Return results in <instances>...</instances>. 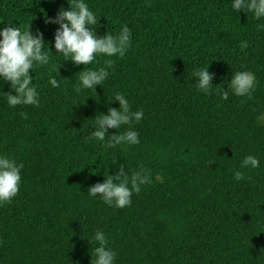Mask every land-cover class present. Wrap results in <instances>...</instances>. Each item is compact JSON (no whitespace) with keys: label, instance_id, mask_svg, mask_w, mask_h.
<instances>
[{"label":"trees","instance_id":"16d2710c","mask_svg":"<svg viewBox=\"0 0 264 264\" xmlns=\"http://www.w3.org/2000/svg\"><path fill=\"white\" fill-rule=\"evenodd\" d=\"M86 2L98 34L127 24L131 41L123 56L101 54L84 66L112 61L101 86L77 95L72 83L83 65L62 59L52 71L61 59L52 47L57 26L45 23L66 0H0V24L38 29L53 51L48 65L29 69L38 106L10 107L0 93V153L23 163L17 194L0 204V264H89L96 230L115 264H264V124L253 119L264 107V19L233 11L231 0ZM208 63L213 89L223 86L227 99L196 88L192 70ZM244 69L255 74V89L237 96L227 84ZM9 90L3 82L0 91ZM117 91L143 110L131 124L139 143L103 147L86 134L97 112L118 107L109 101ZM248 154L258 166L234 180ZM117 163L152 179L123 208L86 194Z\"/></svg>","mask_w":264,"mask_h":264},{"label":"clouds","instance_id":"9594fccd","mask_svg":"<svg viewBox=\"0 0 264 264\" xmlns=\"http://www.w3.org/2000/svg\"><path fill=\"white\" fill-rule=\"evenodd\" d=\"M65 8L61 5L52 17H45V23L56 25L52 47L61 59L52 64V71L58 72V64L63 60H70L73 65H83L82 69L75 72L76 79L72 83V91L80 94L85 89L94 90L95 85H102L108 78L112 65L111 60H105L102 67H84L94 63L96 58L103 54L107 57L114 55L123 56L130 46L131 31L127 24H122L116 33L105 31L98 34L94 27L97 25V15L90 10L86 0H66ZM231 9L240 13L251 12L257 20L264 19V0H231ZM258 29L264 30V24H258ZM246 41L240 43V48H247ZM48 41L43 39V34L38 29L32 34L29 25L23 29L13 22L0 24V88L3 82L9 85L6 103L10 107L16 105L38 106L40 103L37 86L32 82L30 75L36 66L48 65L50 61ZM206 67H196L192 70L196 88L208 95L210 92L218 94L221 100L227 99L228 92L223 86L213 89L211 83L213 73ZM48 84L58 87L55 75H49ZM219 85V84H217ZM256 85L255 74L244 69L233 72L227 87L237 96H250ZM87 97V96H85ZM85 99V98H84ZM118 101V107L107 106L106 111H99L89 124L92 128L87 132V138L98 141L101 146L114 148L117 145H135L139 143L137 131L131 127L133 122H139L143 110H131L129 101L121 92H115L109 101ZM77 105L73 103V106ZM253 119L257 125L264 124V107L253 110ZM25 116V113H21ZM122 125H128L124 131L109 132L108 129L117 130ZM114 163L116 160H112ZM258 160L254 155H245L239 162V168L233 170V179L241 180L244 173L240 169L256 168ZM22 162H18L10 155L0 153V204L8 203L17 194L20 186V170ZM102 182H94L87 186L88 197L99 196L106 205L123 208L131 203L133 193H139L141 186L150 184L152 179L149 171L143 167L136 170L128 169L126 165L116 164V170L111 175L103 174ZM91 239L95 247L90 253L89 264H115L116 252L108 246V239L102 230H96Z\"/></svg>","mask_w":264,"mask_h":264}]
</instances>
